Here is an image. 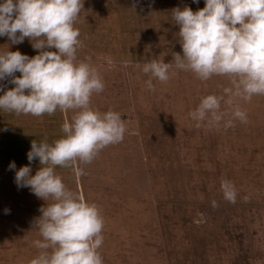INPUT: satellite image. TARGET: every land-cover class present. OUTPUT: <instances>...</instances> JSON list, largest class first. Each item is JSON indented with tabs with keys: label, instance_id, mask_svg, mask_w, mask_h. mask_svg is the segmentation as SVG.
Returning <instances> with one entry per match:
<instances>
[{
	"label": "rangeland",
	"instance_id": "1",
	"mask_svg": "<svg viewBox=\"0 0 264 264\" xmlns=\"http://www.w3.org/2000/svg\"><path fill=\"white\" fill-rule=\"evenodd\" d=\"M185 6L195 12L205 0H83L74 24L78 59L91 57L105 83L91 106L120 113L127 128L122 142L79 165L85 175L75 174L76 165L56 167L68 189L101 210L103 264H264V95L240 102L248 123L196 126L189 113L202 97L222 94L229 79L202 82L175 69L173 53L182 55V47L171 11ZM7 49L38 54L28 38L12 44L0 36V53ZM154 58L173 63L175 75L166 83L153 79L150 91V74L141 69ZM10 81H0V95L14 87ZM75 114L0 110V264H29L39 254L34 222L46 206L29 187H17L9 164L28 165L35 175L39 160L27 159L32 141L52 144ZM225 179L235 186V203L224 198Z\"/></svg>",
	"mask_w": 264,
	"mask_h": 264
},
{
	"label": "clouds",
	"instance_id": "2",
	"mask_svg": "<svg viewBox=\"0 0 264 264\" xmlns=\"http://www.w3.org/2000/svg\"><path fill=\"white\" fill-rule=\"evenodd\" d=\"M82 10L83 0L0 3V36L12 44L28 38L38 50L31 58L8 49L0 53V81L11 77L14 85L0 95V110L35 117L52 116L57 109L76 113L63 123V137L52 144L32 141L27 159L29 165L39 160L35 175L28 165L16 170L14 162L9 164L17 187H29L46 203L34 222L41 239L32 243L39 254L29 264H103L99 249L105 221L100 208L68 189L56 173L57 166L76 165L75 174L85 175L79 165L90 164L104 148L122 142L127 131L120 113L91 106L93 95L103 92L105 83L91 57L80 60L77 56L82 42L74 24ZM171 19L179 25L182 47V55L173 53L175 69L190 71L202 82L213 76L229 79L222 94L202 97L189 113L196 126L226 130L236 120L248 123L240 102L264 95V0H205V6L195 12L187 6L172 9ZM50 48L56 51L46 50ZM172 69L173 63L163 58L144 63L142 72L150 74L147 88L155 91L153 79L166 83L175 75ZM221 190L227 201L235 203L237 191L231 181L223 180Z\"/></svg>",
	"mask_w": 264,
	"mask_h": 264
}]
</instances>
